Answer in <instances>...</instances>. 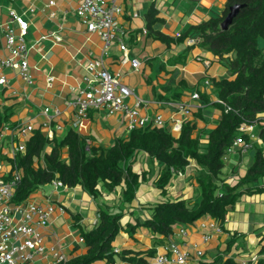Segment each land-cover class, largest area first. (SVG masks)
I'll return each mask as SVG.
<instances>
[{"label": "crops", "instance_id": "1", "mask_svg": "<svg viewBox=\"0 0 264 264\" xmlns=\"http://www.w3.org/2000/svg\"><path fill=\"white\" fill-rule=\"evenodd\" d=\"M50 1H54L55 6L48 7ZM226 3L227 0H120L123 13L117 21L124 31L122 44L126 51L120 44L114 43L108 54L104 55L101 38L97 34L89 33L77 18L75 0H0V56L8 55L5 50L7 29L18 28L9 16V10H14L30 24L26 40L28 46H33L29 59L34 75V82L29 85L16 71H5L8 83L0 86V114L10 110L13 115L0 134V155L12 158L11 147L23 142V138L15 131L18 126L32 124L35 129L41 127L44 130L43 124L50 122L52 126L58 124L62 129L65 127V130H56L54 136L63 132L66 134L74 119L73 102L77 96V88L83 84L82 79L87 74L86 67L89 62L98 58L103 59L105 67L112 74H121V82L143 101L138 108L141 116H162L165 125L171 129L177 120L182 123L186 118L194 120L196 130L193 137L200 136L201 143L206 144L208 133L219 124L221 118V110L215 107L219 99L211 79L226 77L229 71L217 57L201 45L199 38L194 36L184 43H177V40L189 28L198 26L212 17L221 16ZM151 8L156 12L154 19L157 18V22L149 25ZM52 11L55 14L53 18L49 16ZM52 34L59 35L61 42L54 44ZM43 36H47V39H42ZM160 37L172 40L173 43L168 45ZM125 56L129 60H139L140 68L134 70L129 63L124 62ZM49 78H54L51 84L47 82ZM193 93L199 94L198 100L191 99ZM128 103L134 107V98L129 99ZM171 103H186L193 110L185 116L177 112ZM46 107L50 110L48 114L44 113ZM56 110H59V116L55 115ZM259 118L261 122L253 126L251 134L254 137L251 143L256 147H264L260 132H255L257 126L264 127V117ZM81 134L91 145L108 148L117 139L128 135L127 123L121 114L90 111ZM173 134L178 137L180 132L173 131ZM254 147L247 152L236 148L226 155L221 175L224 182L236 183L246 174L254 160ZM64 153V157H67L66 149ZM144 159L149 161V157L143 152L137 155L133 171L141 174L152 169L156 170V173L158 170L159 173L161 167L157 162L150 160L151 168ZM1 164L3 174L7 177L11 166L5 162ZM201 173L203 170L191 162L181 176L173 178L168 187L170 198H193L185 196L184 193L190 192L191 189L184 183L189 181L191 188L192 184L194 187L198 186L196 179ZM143 183L133 202L122 205L126 212L122 219L123 224L133 223L132 220L136 219L135 210L150 214V209L161 199L158 189L156 193L144 192ZM51 185L54 187L51 191L44 192L40 188L28 199L41 205L50 202L56 208L49 225L40 228L44 235L46 251L28 264H55V256L51 251L53 248L68 256L70 260L86 255L87 248L80 239L83 233L93 230L98 223L97 208H100L101 202L90 195L91 199H87V193L82 187ZM102 187L99 185L98 190ZM102 194L104 204L115 210L114 207L119 205L121 199V190H114L113 193L102 191ZM238 203V207L228 213L226 224L221 227L222 233L203 227L215 222L209 217L200 219L192 226H175L173 236L156 247L155 255L166 254L171 258L165 246L169 241H173L183 249H188L192 255L196 249L201 250L203 255L199 260L200 264H216L215 260L220 257L234 258L239 264H251V253H254L253 260L256 262L264 258V254L259 253L260 245L257 247V241L259 240V243L264 239V193L244 196ZM85 206L90 208L89 217L83 215ZM74 227L80 231L73 233ZM182 230L185 231V236L181 233ZM206 235L210 237L207 241L204 240ZM238 238H244L245 245L240 248L241 251L235 249V257L231 244ZM117 239L120 245L115 244V250H118L116 257L125 248L142 251L152 248L154 236L142 230L130 237L123 231ZM246 242H252L256 247L249 251L250 245L247 246ZM92 264L112 263L97 261ZM115 264L130 263L117 261Z\"/></svg>", "mask_w": 264, "mask_h": 264}, {"label": "trees", "instance_id": "2", "mask_svg": "<svg viewBox=\"0 0 264 264\" xmlns=\"http://www.w3.org/2000/svg\"><path fill=\"white\" fill-rule=\"evenodd\" d=\"M244 5L227 31L221 23L229 8ZM221 16L212 17L198 26L191 27L181 35L177 43H184L191 37L199 38L219 62L225 64L229 77L212 78L219 101L215 107L221 110L219 124L208 133V142L201 143V137H193L196 130L194 120L186 118L178 137L171 128L143 127L128 132L108 147L91 145L86 150V137L69 129L64 137H47L46 131L38 128L25 141V149L14 158L0 155V164L14 165L21 171L20 182L14 190L13 202L21 204L28 200L42 186L61 181L69 188L82 187L92 198L100 197L99 185L111 190H121V202L132 203L141 183L150 177L149 172L133 171L134 162L143 152L149 160L161 167L155 181L161 199L150 209L151 216L136 223L123 224V208L115 210L105 207L98 211V223L93 230L82 234L87 254L70 260V264H92L97 261H117L130 264H149L156 254V247L173 236L175 226L188 227L204 217L225 226L228 213L244 196L264 193V147H256L248 134L240 132L244 124L261 122L264 113V0H227ZM149 25L156 23V12L149 11ZM168 45L172 40L160 37ZM222 60V61H220ZM10 110L0 114V134L12 117ZM241 136L254 147L253 163L236 183L221 179L225 167L227 149ZM260 137L264 142V127ZM253 145V146H252ZM66 149L67 157H64ZM241 149V148H238ZM194 162L203 173L196 179L200 189V200L171 199L168 187L178 173H184ZM12 173V172H11ZM11 173L6 177L9 179ZM120 202V205H121ZM142 230L154 236L153 247L148 250L123 249L116 257L115 242L121 232L133 237ZM260 254H264V239L259 242ZM216 264H239L234 258L215 260ZM264 264V258L257 261Z\"/></svg>", "mask_w": 264, "mask_h": 264}, {"label": "built area", "instance_id": "3", "mask_svg": "<svg viewBox=\"0 0 264 264\" xmlns=\"http://www.w3.org/2000/svg\"><path fill=\"white\" fill-rule=\"evenodd\" d=\"M75 13L79 21L89 33L97 34L103 41L104 55L108 54L114 43L122 44L124 31L118 25L117 18L123 13L120 0H75ZM55 6L54 1H50L48 7ZM9 16L12 22L16 23L18 28L10 27L7 29L5 50L8 55L0 56V86L7 84L6 70L16 71L17 74L29 85L34 82V75L31 70L29 54L33 46H28L27 36L30 24L14 10H9ZM49 16L53 18L55 14L50 12ZM137 16V15H135ZM146 32V31H145ZM54 44L61 42V37L52 34ZM42 39H47L43 36ZM124 62L129 63L134 70L140 68V61L137 59L129 60L127 56ZM87 74L82 79V85L77 88V96L73 102L75 108L74 119L70 128L81 134L85 128V121L88 119L90 111H104L107 114H121L127 123V131L143 127H162L164 120L162 116L147 118L140 115L138 108L142 100L121 82V74H112L104 65L103 59L92 60L86 67ZM54 78L47 80L51 84ZM134 98V107L129 106L128 100ZM192 100H198L199 94L193 93ZM177 112L188 116L193 109L186 103H171ZM50 112L46 107L45 114ZM59 110L55 115L59 116ZM182 122L177 120L172 127L173 131L180 132ZM254 125L244 124L239 130L243 133H249L251 139L254 137L250 133ZM44 130L49 139L54 137L56 130H61V125L52 126L50 122L43 124ZM32 124L18 126L15 131L23 138L22 143L14 144L11 147L12 158L25 149V140L34 131ZM91 143L86 139V150L89 151ZM236 147H240L243 152H247L251 145L246 143L242 137H238L232 147L228 148L227 153L232 152ZM7 171V176L11 173L9 179L3 174L2 164H0V264H28L46 251L44 235L40 228L49 225L50 219L54 214L55 206L47 202L41 205L37 202L26 200L21 204H15L13 200L14 190L20 182L21 171L15 165ZM182 173H178L181 176ZM56 187H66L61 181H54ZM62 210V209H61ZM216 233H222V229L217 222L203 225ZM181 233L185 236L184 230ZM206 235L204 240H209ZM83 242V238L80 239ZM169 258L166 254L155 255L149 264H200V258L203 255L201 250L196 249L194 255L188 249H183L181 245L169 241L165 246ZM55 256V264H70V259L63 253H58L54 248L51 249ZM118 252V250H116Z\"/></svg>", "mask_w": 264, "mask_h": 264}, {"label": "rangeland", "instance_id": "4", "mask_svg": "<svg viewBox=\"0 0 264 264\" xmlns=\"http://www.w3.org/2000/svg\"><path fill=\"white\" fill-rule=\"evenodd\" d=\"M220 61H222V60H220ZM222 63H223V61H222ZM224 64V63H223ZM225 65V64H224ZM228 75V74H227ZM226 77H229V75L228 76H226ZM259 117H264V113L263 114H260L259 115ZM260 129H261V127L260 126H257L256 127V133L257 134H259V132H260ZM62 130H65V127L62 129ZM61 130V131H62ZM60 132V131H59ZM63 134H65V132H63ZM62 133L59 135V136H62L63 135ZM66 135V134H65ZM58 136V137H59ZM64 137V136H63ZM258 145V144H257ZM144 161L145 162H147L148 164H150V160L148 161V159H144ZM150 167L152 168V165L150 164ZM157 176H158V170H157V173H156V170L155 171H152V169H151V171H150V177L147 179V181H145V183H143L142 184V190L144 191V192H152V193H156V191H157V187H156V185H155V181H156V178H157ZM223 180V179H222ZM185 184V186H188V187H190V192H188V193H184L185 194V196H192L193 197V199H194V203L195 202H198L199 200H200V189H199V187L198 186H195L194 187V184H192L193 186H192V188H191V186L189 185V181H187V182H185L184 183ZM103 187L100 189V197L97 199L99 202H101L102 204L100 205V208L102 209V210H104L105 209V207H107V205H105L104 203V198H103V194H102V191L104 192V193H109L110 191H112V193L114 192V190H111V189H109V188H107L105 185H102ZM42 188V190L45 192H49V191H51L54 187L52 186V185H47V186H42L41 187ZM140 190H141V187H140ZM87 199H91V198H89L90 196H89V194L87 193ZM121 200H122V198L120 199V202H121ZM89 202V201H88ZM120 202H119V205L117 204V207H114V208H116L115 209V212L116 211H118L119 210V208L118 207H122L123 209H124V207L122 206L123 204H122V202H121V205H120ZM238 205H239V203H237L236 204V206L235 207H238ZM97 207V206H96ZM100 208H97L98 209V211H99V209ZM124 211V210H123ZM133 212V211H132ZM135 212H136V216H135V218H137V217H139L140 219H141V221H143V220H145L147 217H150L151 216V213L149 214V212H148V215H146V214H143L142 212H140L139 210H135ZM89 213H90V208L88 207V206H85L84 208H83V215L84 216H86V217H89ZM122 213H126L125 211L124 212H122ZM136 220L137 219H133L132 220V222L133 223H136ZM123 223V222H122ZM80 230L78 229V228H76V227H74L73 229H72V232L73 233H78ZM259 241V240H258ZM258 241H257V247L259 246V243H258ZM245 240H244V238H238L237 239V241L236 242H234L233 244H231V243H229V246H230V244L232 245V248H231V251H232V253H235V257H236V255H237V253H236V251L238 250V251H241L240 250V248L243 246V244L245 245ZM115 244L117 245V244H119L120 245V242H119V240L118 239H116V242H115ZM246 245L248 246V245H250V247H249V251H252L256 246L254 245V244H252V242H250V243H247L246 242ZM226 248V246L225 247H223V248H221L222 250H224ZM259 248H260V246H259ZM235 249H237V250H235ZM253 257H254V253H251V255H250V261H251V264H257V262L255 261V260H253Z\"/></svg>", "mask_w": 264, "mask_h": 264}, {"label": "water", "instance_id": "5", "mask_svg": "<svg viewBox=\"0 0 264 264\" xmlns=\"http://www.w3.org/2000/svg\"><path fill=\"white\" fill-rule=\"evenodd\" d=\"M244 5H234L229 8V12L223 22L221 23V29L227 31L233 20L237 17L240 10L243 9Z\"/></svg>", "mask_w": 264, "mask_h": 264}, {"label": "clouds", "instance_id": "6", "mask_svg": "<svg viewBox=\"0 0 264 264\" xmlns=\"http://www.w3.org/2000/svg\"><path fill=\"white\" fill-rule=\"evenodd\" d=\"M191 97H192V96H191ZM191 99H192V98H191ZM192 110H193V109H192ZM192 110H191V111H192ZM190 113H191V112H190ZM183 121H184V120H183ZM164 125H165V123H164ZM181 127H182V126H181ZM171 130H172V129H171ZM180 131H181V130H180ZM172 132H173V131H172ZM251 133H252V132H251ZM251 133H250V134H251ZM246 134L249 135V133H246ZM251 135H252V134H251ZM47 137H48V136H47ZM239 137H241V136H239ZM249 137H250V135H249ZM250 139H251V137H250ZM230 147H232V146H230ZM230 147H229V148H230ZM236 148H240V147H236ZM236 148H235V149H236ZM235 149H234V150H235ZM227 150H228V149H227ZM234 150H233V151H234ZM233 151H232V152H233ZM232 152H230V153H232ZM230 153H227V151H226V155H227V154H230ZM226 155H225V157H226ZM52 184H53V183H52ZM214 221H215V220H214ZM215 222H216V221H215ZM219 226H220V225H219ZM221 229H222V228H221Z\"/></svg>", "mask_w": 264, "mask_h": 264}]
</instances>
